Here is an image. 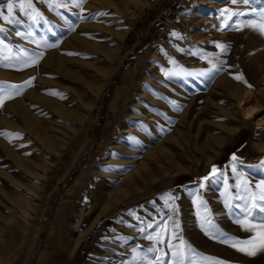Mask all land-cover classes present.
Listing matches in <instances>:
<instances>
[{
  "label": "rangeland",
  "instance_id": "374dc122",
  "mask_svg": "<svg viewBox=\"0 0 264 264\" xmlns=\"http://www.w3.org/2000/svg\"><path fill=\"white\" fill-rule=\"evenodd\" d=\"M33 6L36 21L19 10L0 19V82L34 77L0 107V133L20 134H0V264H139L154 246L147 237L176 221L197 254L264 264V251L220 243L200 219L206 207L219 232L251 235L234 222L244 203L235 197L241 179L253 191L264 182V35L247 25L264 0ZM225 8L245 15L222 29ZM22 49L42 58L25 67Z\"/></svg>",
  "mask_w": 264,
  "mask_h": 264
},
{
  "label": "snow or ice",
  "instance_id": "6c2138e0",
  "mask_svg": "<svg viewBox=\"0 0 264 264\" xmlns=\"http://www.w3.org/2000/svg\"><path fill=\"white\" fill-rule=\"evenodd\" d=\"M76 3L82 4L84 0H75ZM232 4L243 3L244 5H250L251 0H231ZM57 7L62 5L57 4ZM5 11H0V19L13 23L14 13L19 10V12L25 16H29L30 19L36 21L38 18H42L40 12L35 9L33 6V0H7L6 5L0 6ZM30 10V11H29ZM253 13H256V9H252ZM245 15L242 11H233L228 8L221 10V17H224V20L221 23V28H226L229 26L227 21H230L233 16ZM258 20H251L247 22V25L253 30L259 32L261 35H264V9L259 11ZM0 31H3L0 28ZM17 35H22L17 33ZM173 35H176L173 33ZM28 37H32L33 33L28 32ZM0 46L7 47L4 44L3 40H0ZM46 47H54L55 45H45ZM217 48H220L222 51L226 49V45L220 43L216 44ZM9 51H11L9 49ZM24 58L18 60L23 66L27 67L34 65L39 62L42 58L43 53L27 54L26 50H21ZM71 55V53H69ZM174 63V62H173ZM211 63V61H210ZM11 66V65H6ZM216 65H212L210 71H218ZM181 71H183L181 69ZM179 72H174L172 75H179ZM203 74V73H201ZM236 79H242L241 75H237ZM33 78H30L27 81H24L23 84H5L0 82V107H3L8 100L14 99L16 96L20 95L25 86H31V81ZM250 86V85H249ZM50 94L61 95L55 93L54 91ZM6 136L19 137V133H0ZM237 157L233 156L235 161ZM261 165L264 166V160L261 161ZM216 168L213 166L212 172L209 176L203 177V181L210 180L214 174H216ZM203 181L200 183V187H204ZM237 188L245 193V195H237L235 198L244 201L242 206H237L240 209V215L235 219L241 230L251 233L247 239H239L233 236H227L224 233L219 232L216 229L215 225L209 219L207 213L208 209L204 208V214L200 215L201 229L205 232V235H208L212 239H216L218 242L227 244L230 247L235 248L237 251L244 253L248 256H255L258 252L264 251V182L256 185V190L253 191L250 189L249 182L247 180L241 179L237 184ZM175 197L170 193L165 195V204L171 210L175 211L174 202ZM194 203H198L200 206H203L204 202L202 200H194ZM231 206V205H230ZM148 227H152L151 224ZM179 222L176 221L172 225L171 231L167 226L157 232L155 235H149L147 238L151 241H154V246L147 249L143 255H135L134 260H138L139 264H225L224 261H221L215 257L204 256L202 254L195 253V250L192 249L190 245L179 235ZM143 232V229H140ZM174 240H178V243H173ZM166 244L167 252L162 248L155 245ZM134 253L136 250H133ZM154 254L155 258L153 259L148 254ZM170 254V255H169Z\"/></svg>",
  "mask_w": 264,
  "mask_h": 264
},
{
  "label": "bare ground",
  "instance_id": "6f19581e",
  "mask_svg": "<svg viewBox=\"0 0 264 264\" xmlns=\"http://www.w3.org/2000/svg\"><path fill=\"white\" fill-rule=\"evenodd\" d=\"M74 38H75V37H74ZM75 40H76V38H75ZM51 57H52V56H51ZM47 59H48V57H47ZM47 59H46V60H47ZM49 60H50V59H49ZM15 74H16V73H15ZM15 76H16V75H15ZM12 77H13V76H12ZM17 77H18V76H17ZM18 79H19V77H18ZM161 80H162V79H161ZM165 89H166V88H165ZM165 89H164V90H165ZM164 90H163V91H164ZM167 90H168V89H167ZM18 100H19V99H18ZM15 102H16V101H15ZM155 107H156V106H155ZM163 107L165 108V106H163ZM159 108H162V107H159ZM141 109H142V108H141ZM14 110H15V108H14ZM154 110H155V109H154ZM60 111H61V110H60ZM160 111H161V110H160ZM162 111L164 112V109H163ZM157 112H159V111H157ZM141 113H142V112H141ZM160 113H161V112H160ZM165 114H167V113L165 112ZM158 115H159V113H158ZM165 116H166V115H165ZM156 119H157V117H156ZM165 119H166V117H165ZM160 120H161V119H160ZM162 121H163V120H162ZM161 123H162V122H161ZM158 124H159V123H158ZM157 127H158V126H157ZM158 128H159V127H158ZM35 129H36V131H37L39 128L35 127ZM34 131H35V130H34ZM36 131H35V132H36ZM44 136H45V135H44ZM199 243H200V242H199ZM210 246H211V245H210ZM205 247H206V246H205Z\"/></svg>",
  "mask_w": 264,
  "mask_h": 264
}]
</instances>
